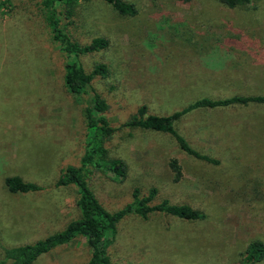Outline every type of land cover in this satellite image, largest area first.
<instances>
[{
  "label": "rangeland",
  "instance_id": "obj_1",
  "mask_svg": "<svg viewBox=\"0 0 264 264\" xmlns=\"http://www.w3.org/2000/svg\"><path fill=\"white\" fill-rule=\"evenodd\" d=\"M134 15L105 0H80L61 25L98 51L69 56L86 72L105 64L85 92L65 86L66 57L51 38L41 0H0V244L35 242L80 217L74 185L54 184L61 169L79 165L88 133L85 107L93 93L116 130L108 158L125 176L95 169L88 183L110 212L156 189L151 204H186L202 213L183 219L154 211L127 214L107 249L112 264H241L250 243L264 247V103L195 108L174 128L206 162L181 150L168 133L121 126L145 105L146 114L170 115L202 97L264 94V0L228 7L218 0H124ZM181 177L174 180L169 161ZM18 175L45 188L10 192ZM91 249L77 236L32 264H87ZM252 264H264V256Z\"/></svg>",
  "mask_w": 264,
  "mask_h": 264
},
{
  "label": "trees",
  "instance_id": "obj_2",
  "mask_svg": "<svg viewBox=\"0 0 264 264\" xmlns=\"http://www.w3.org/2000/svg\"><path fill=\"white\" fill-rule=\"evenodd\" d=\"M80 0H41L45 17L51 32L52 40L57 44L58 50L66 57L64 83L68 91L73 94L85 92L90 87L96 75L105 76L107 67L105 64H96L90 72H86L80 62L70 61L71 54L83 55L98 51L108 45L107 39L103 37L94 38L89 44L81 45L71 38L61 25V6L65 12L70 14L74 6ZM121 14L134 15L136 8L134 4L124 0H105ZM189 2L190 0H179ZM228 7H235L248 4L250 0H218ZM264 103L262 95H231L223 98L202 97L188 104L186 107L170 115L146 114L147 108L142 105L129 120L121 126L140 127L170 134L177 142L179 148L197 159L217 164L218 160L201 154L193 149L188 141L174 128V121L180 116L195 108L225 107L234 104ZM108 105L98 94L93 93L91 104L87 105L85 111V122L88 133L85 136V149L80 158L79 165L68 164L64 166L55 182V186L74 185L76 187V206L80 211V217L69 221L65 227L55 233L32 243L15 246L0 244V264H32L40 255L45 254L55 247L70 243L77 236L86 239L91 249V255L87 264H112L107 249L114 241L117 234V223L127 214H137L146 218L154 211L165 212L183 219H198L202 213L186 204H169L162 201L151 204L150 201L156 194V189L151 188L147 195L140 196L137 189L132 193L133 201L122 208L110 212L97 199L88 183L89 174L95 169L112 172L116 178L122 179L125 176V164L119 158H108L105 142L116 130L109 124L104 112ZM174 172V180L181 177V167L176 158L169 161ZM7 189L13 193L38 192L45 187L34 182L23 180L18 175L7 176L4 179ZM264 256V247L261 242L254 241L249 244L245 251V258L241 264H252Z\"/></svg>",
  "mask_w": 264,
  "mask_h": 264
}]
</instances>
